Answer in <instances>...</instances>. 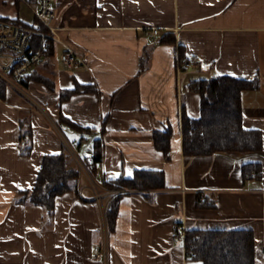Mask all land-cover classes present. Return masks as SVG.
I'll list each match as a JSON object with an SVG mask.
<instances>
[{
	"label": "crops",
	"instance_id": "0c3cea01",
	"mask_svg": "<svg viewBox=\"0 0 264 264\" xmlns=\"http://www.w3.org/2000/svg\"><path fill=\"white\" fill-rule=\"evenodd\" d=\"M53 8L63 41L49 59L54 90L37 82L29 90L48 115L13 90L0 99V264H201L187 257L179 235L198 229L252 230L264 264V0H53ZM67 49L81 58L75 68L62 60ZM218 75L258 80L242 95L243 125L262 133V151L184 155L183 115L201 116V96L189 85ZM62 114L95 130L83 138L66 129L87 146L85 163L100 140L97 183L165 173L164 190L120 193L113 233L97 201L80 195L93 194L85 174L52 213L17 201L34 188L44 158L63 151L50 120ZM168 128L170 158L154 136ZM255 163L261 177L245 176L244 165ZM105 244L107 261L94 254Z\"/></svg>",
	"mask_w": 264,
	"mask_h": 264
},
{
	"label": "trees",
	"instance_id": "16d2710c",
	"mask_svg": "<svg viewBox=\"0 0 264 264\" xmlns=\"http://www.w3.org/2000/svg\"><path fill=\"white\" fill-rule=\"evenodd\" d=\"M40 36H34L31 49L40 46ZM164 42H175L174 38L163 39ZM163 42V43H164ZM50 43V52L46 60L37 64L25 73L20 80L22 86L29 91L30 83L44 84L54 90L55 70L50 66L56 44ZM148 56V53L146 54ZM145 55V56H146ZM258 80L218 75L215 77L195 80L189 89L201 96V116L192 119L184 114L182 119L183 152L187 157L214 155L223 152L256 153L263 150V135L259 130H249L243 125L242 95L254 90ZM81 88L78 87L77 90ZM9 88L0 80V99L7 98ZM69 93V92H68ZM67 93V94H68ZM69 93L67 97L70 95ZM63 96V95H62ZM63 96V100H64ZM62 129H72L83 138L95 133V130L83 129L70 121L63 114L56 122ZM173 131H155V148L167 153L170 150ZM94 155L92 162H86L94 176L95 165L102 161L100 140L94 139ZM245 176L261 177V164H245ZM79 170L74 159L63 146L59 154L44 158L36 184L30 191L20 193L19 203H30L41 206L49 213L55 207L58 196L77 190ZM106 189L161 191L166 188L164 171H136L134 176L104 181ZM123 194L113 197L107 208L108 233L116 230L120 199ZM199 204L203 203L199 200ZM187 251L194 253V260L201 264H258L255 234L248 229H207L186 231Z\"/></svg>",
	"mask_w": 264,
	"mask_h": 264
},
{
	"label": "built area",
	"instance_id": "2783aa9c",
	"mask_svg": "<svg viewBox=\"0 0 264 264\" xmlns=\"http://www.w3.org/2000/svg\"><path fill=\"white\" fill-rule=\"evenodd\" d=\"M17 3L24 4L30 12L34 15V23H28L26 20L19 19V16L5 18L0 16V80L3 81L9 90H13L24 96L36 109L43 114L48 115L47 111L40 103V101L29 91H27L21 84L20 80L25 73L33 69L34 66L46 60L50 52V43L53 41L55 44L62 43L60 29L54 25L56 17L53 8V0H13ZM9 0H3L5 6ZM2 6V7H3ZM153 35L158 34L157 29L149 31ZM34 36H40V46L38 49H31V43ZM62 60L71 68H75L80 62L81 58L72 49H67L62 54ZM185 67V64H183ZM50 118V117H49ZM51 124L56 132L60 135L63 144L66 146L72 155L80 175L85 174L89 182L88 188L92 191V197H87L81 189L80 195L86 200H96L100 214L103 221V226L107 229V208L110 200L121 192L120 189L108 190L100 183H97L94 176L86 166V163L79 157L76 150L72 147L69 140L64 136L58 124L52 119ZM25 142H22L24 145ZM168 158L171 152L167 153ZM253 177V176H252ZM111 196L109 202H103V197ZM186 232H179V235L184 240L185 248L187 249ZM106 244L102 249L95 247L94 254L97 257H105L107 261ZM187 257H195L194 253L187 251Z\"/></svg>",
	"mask_w": 264,
	"mask_h": 264
},
{
	"label": "rangeland",
	"instance_id": "374dc122",
	"mask_svg": "<svg viewBox=\"0 0 264 264\" xmlns=\"http://www.w3.org/2000/svg\"><path fill=\"white\" fill-rule=\"evenodd\" d=\"M3 5H4L3 4V0H0L1 13H5L7 11L10 12V13L14 12L15 14H18L22 20H26L28 23H34V15L32 14V12H30V10L24 4L19 3V6H18V4L16 5L15 1L9 0V2L5 6H3ZM10 13H6V14H10ZM63 49H64V47H62L61 45H58L56 56H59L60 59H61V53H62ZM29 93H31V92H29ZM62 132L65 135V137L69 140V142L71 143L72 147L76 150V152L79 155V157L83 161H85L84 159H85V154L87 153V146H84L82 149H80L78 144L73 142L72 137L70 136V134L68 133V131L66 129L62 128ZM65 148H66V146H65ZM67 151L69 152V150H67ZM69 154H70V152H69ZM79 176H80V173H79ZM87 183L89 185V182H87ZM108 190H112V189H108ZM103 260H105V257H103Z\"/></svg>",
	"mask_w": 264,
	"mask_h": 264
}]
</instances>
